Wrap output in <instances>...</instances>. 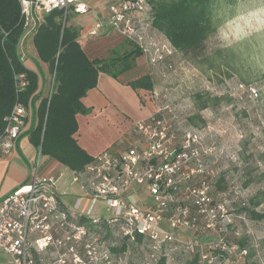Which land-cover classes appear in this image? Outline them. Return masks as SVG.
<instances>
[{"label": "built area", "instance_id": "obj_1", "mask_svg": "<svg viewBox=\"0 0 264 264\" xmlns=\"http://www.w3.org/2000/svg\"><path fill=\"white\" fill-rule=\"evenodd\" d=\"M19 1L24 38L52 10L62 9L65 15L90 11L82 0ZM151 13L148 0H117L109 5L107 22L150 56L152 64L171 68L166 61L174 49L166 53L149 38V30L158 32L151 27ZM102 26L103 21L97 22L90 34ZM15 81L18 90L28 85L24 73L15 75ZM53 89L54 75L49 97ZM234 89L259 95L244 83ZM153 97L165 102L132 125V140L72 171L75 192L59 186L65 171L39 172L38 150L28 180L0 199V264H138L129 258L135 249L145 254L141 264H169L175 255L196 253L202 264H242L248 249L239 243L236 218L225 200L213 196L216 148L185 124L182 110L166 94L154 90ZM31 112V106L14 105L0 134L1 154L15 150ZM185 232L191 237L182 236ZM201 234L210 237L203 242Z\"/></svg>", "mask_w": 264, "mask_h": 264}, {"label": "rangeland", "instance_id": "obj_2", "mask_svg": "<svg viewBox=\"0 0 264 264\" xmlns=\"http://www.w3.org/2000/svg\"><path fill=\"white\" fill-rule=\"evenodd\" d=\"M215 6L223 21L203 48L173 51L166 61L171 68L161 62L158 68L150 66L146 70L153 72L155 91L161 97L166 94L167 100L182 110L185 124L200 132L205 142L216 148L213 196L227 202L236 218L235 227L247 240L248 252L252 251V258L264 264V220L252 219L247 212L238 211L241 204L248 205L254 196L264 197V0H238L234 5L221 1ZM151 37L166 53L172 51L164 35L149 30ZM142 56L138 57L139 61ZM146 59L151 63L150 56ZM29 61L33 60L27 58L28 65ZM227 71L233 72L232 77L227 76ZM139 72L140 68L133 69L124 77H133ZM47 75L44 92L49 96L53 74L48 70ZM238 83L250 84L259 95L251 96L246 89H234ZM124 96L130 103L126 102L129 111L143 108L137 98L127 93ZM217 98L221 101L215 104ZM204 100L209 106L200 110ZM163 102V98L157 100L158 104ZM124 118L123 110H117L108 119L78 113L79 144L97 156L109 141L120 135L117 130L124 122L131 124ZM62 170L67 172L65 168ZM68 172L66 175L71 176V171ZM219 181L221 189L217 187ZM257 210L264 212V201ZM191 235L189 232L182 234L186 238ZM209 237L201 234L200 238L204 242ZM192 257L175 258L169 264H187ZM129 258L141 264L145 254L135 249Z\"/></svg>", "mask_w": 264, "mask_h": 264}, {"label": "trees", "instance_id": "obj_3", "mask_svg": "<svg viewBox=\"0 0 264 264\" xmlns=\"http://www.w3.org/2000/svg\"><path fill=\"white\" fill-rule=\"evenodd\" d=\"M221 1L234 5L238 0H148L152 11L151 27L165 36L175 53L201 49L223 21L215 6ZM70 17L62 9L52 10L31 36L37 51L38 70L35 71L26 66L19 51L26 31L21 3L19 0H0V134L6 128V117L17 102L31 106L33 120L27 132L31 143L41 149L42 155L57 160L72 171H80L93 159L75 137L76 115L91 111L82 98L97 86L99 72L119 79L137 66L143 51L127 40L124 47L113 48L108 57L91 59L77 40L79 29L68 24ZM41 62L47 63L54 75V91L50 97L43 96L39 90V77L43 75ZM22 73L26 75L28 85L24 90H18L15 75ZM226 73L228 77L233 75L232 71ZM127 84L134 90L150 92L155 87L149 72ZM220 101L221 98H217L215 104ZM208 106L209 102L204 100L199 109ZM221 181L217 183L219 189ZM263 201L264 197L254 196L248 205L246 202L241 204L238 211L247 212L252 219L264 220V212L257 210ZM239 243L248 249L247 240L241 237ZM192 256L187 264L202 263L200 253ZM252 257L253 252L249 251L242 264H261ZM159 264H165L164 260Z\"/></svg>", "mask_w": 264, "mask_h": 264}, {"label": "crops", "instance_id": "obj_4", "mask_svg": "<svg viewBox=\"0 0 264 264\" xmlns=\"http://www.w3.org/2000/svg\"><path fill=\"white\" fill-rule=\"evenodd\" d=\"M82 1L86 2L90 6V11L85 14H71L68 24L79 29L80 33L77 40L88 57L91 59L106 58L110 55V51L113 48H117L119 46L124 47L127 42L125 37L115 28L111 27L107 22L109 5L117 0ZM99 21H103V26L100 31L96 35L90 34L91 29ZM19 51L22 54L26 66L37 71L38 69L35 62V59H37V51L34 46L33 38L28 36L23 38L19 46ZM27 58H31L33 60L29 61V65L26 63ZM137 61L138 64L134 69L140 68V72L133 77H124V75L129 71L122 74L119 79H115L107 73L99 72L97 86L90 89L85 97L82 98L84 104L91 110L89 112V117H107L108 119L110 115L117 112V110H123V112H125L124 119H129L131 122V124L124 122L122 127L117 130L118 133L120 132V135L118 134L114 139H112V141H109L106 147L99 151V153L114 145L128 143L129 140H132L133 137L130 131L132 125L136 121L149 117L155 112L159 105L153 97L155 87L154 90L150 92L145 90H134L127 84L128 81L136 78L137 76L147 73V67L150 68L151 66L158 68V65L148 63L144 54L142 56V60L139 61V59H137ZM41 66L43 75H40L39 77V90L43 92V96H46L47 93L44 92V78H47L49 68L47 63L41 62ZM124 93L129 94V96L133 99L137 98L138 103H140L143 108L137 109V111H129L128 106L126 105V102L129 103V101L127 100V97L124 96ZM32 120L33 111L29 113L23 132L19 138L18 145L12 154L3 155L0 153V199L14 190V188H16L19 184L28 180L32 172L34 160L38 155V149L31 143L27 134ZM75 137L79 142L78 134H75ZM62 168H65L67 172H65L64 176L59 180L60 188L62 190L69 189L72 192L77 191V187L72 184V170L59 163L57 160L49 156L42 155V164L39 169L41 174H57L60 171H63ZM68 171H71V176H67L69 175ZM71 194L66 196V200H72L73 197ZM122 249H124V247H122ZM175 258L180 257L175 255Z\"/></svg>", "mask_w": 264, "mask_h": 264}]
</instances>
